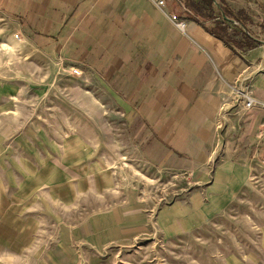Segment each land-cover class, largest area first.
Segmentation results:
<instances>
[{"label": "rangeland", "instance_id": "rangeland-1", "mask_svg": "<svg viewBox=\"0 0 264 264\" xmlns=\"http://www.w3.org/2000/svg\"><path fill=\"white\" fill-rule=\"evenodd\" d=\"M227 1L264 41V2ZM3 28L0 205L40 242H70L69 264H264L263 163L191 166L94 71Z\"/></svg>", "mask_w": 264, "mask_h": 264}, {"label": "crops", "instance_id": "crops-1", "mask_svg": "<svg viewBox=\"0 0 264 264\" xmlns=\"http://www.w3.org/2000/svg\"><path fill=\"white\" fill-rule=\"evenodd\" d=\"M173 1L162 10L154 0H0V25L10 38L94 71L191 166H208L221 150L264 164V44L240 55L177 18ZM38 230L19 206L0 205V264H69L70 242H40Z\"/></svg>", "mask_w": 264, "mask_h": 264}, {"label": "trees", "instance_id": "trees-1", "mask_svg": "<svg viewBox=\"0 0 264 264\" xmlns=\"http://www.w3.org/2000/svg\"><path fill=\"white\" fill-rule=\"evenodd\" d=\"M173 2L177 18L198 22L240 55H245L249 50L263 45V41L247 26L252 22L248 12L245 9H233L227 0H174Z\"/></svg>", "mask_w": 264, "mask_h": 264}, {"label": "built area", "instance_id": "built-area-1", "mask_svg": "<svg viewBox=\"0 0 264 264\" xmlns=\"http://www.w3.org/2000/svg\"><path fill=\"white\" fill-rule=\"evenodd\" d=\"M156 2V4L158 5V7L162 10H166L167 9V3H166V0H154ZM180 26L181 27H184L185 26V22H180ZM74 72L76 74H79L80 73V70L75 68L74 69ZM239 90V89H237ZM256 101L252 98H247V101H246V107L247 108H250L252 105H254Z\"/></svg>", "mask_w": 264, "mask_h": 264}, {"label": "water", "instance_id": "water-1", "mask_svg": "<svg viewBox=\"0 0 264 264\" xmlns=\"http://www.w3.org/2000/svg\"><path fill=\"white\" fill-rule=\"evenodd\" d=\"M263 44H264V41H263Z\"/></svg>", "mask_w": 264, "mask_h": 264}]
</instances>
